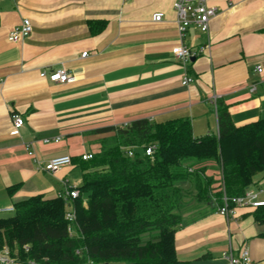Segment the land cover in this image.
Masks as SVG:
<instances>
[{
    "label": "crops",
    "instance_id": "crops-1",
    "mask_svg": "<svg viewBox=\"0 0 264 264\" xmlns=\"http://www.w3.org/2000/svg\"><path fill=\"white\" fill-rule=\"evenodd\" d=\"M174 1L0 0V204L53 198L79 186L82 154L99 152L100 140L111 134L97 128L182 118L195 136L216 134L214 94L237 125L264 118V73L254 71L264 66V0H207L218 8L209 31L192 26L184 38L197 53L186 69L189 84L171 51L181 42ZM156 12L164 13L162 21H153ZM23 17L32 32L8 41ZM90 20L105 26L92 33ZM58 68L76 80L56 83L40 75ZM12 113L25 120L17 135ZM55 137L61 139L43 142ZM60 155H70L72 164L55 173L42 168ZM251 187H264V173ZM263 215L264 207H237L229 217L209 209L176 231L177 256L188 264H229L224 253L247 244L252 264H264V222L257 218Z\"/></svg>",
    "mask_w": 264,
    "mask_h": 264
},
{
    "label": "trees",
    "instance_id": "trees-1",
    "mask_svg": "<svg viewBox=\"0 0 264 264\" xmlns=\"http://www.w3.org/2000/svg\"><path fill=\"white\" fill-rule=\"evenodd\" d=\"M88 24L92 33L105 26ZM217 116L218 132L204 136L182 118L95 129L111 134L92 158H81L76 233H68L63 197L35 195L0 216V253L9 248L15 264H188L175 250L188 201L217 211L223 194H243L264 173V118L237 125L221 102Z\"/></svg>",
    "mask_w": 264,
    "mask_h": 264
},
{
    "label": "built area",
    "instance_id": "built-area-1",
    "mask_svg": "<svg viewBox=\"0 0 264 264\" xmlns=\"http://www.w3.org/2000/svg\"><path fill=\"white\" fill-rule=\"evenodd\" d=\"M174 10L177 15L176 25L178 28L179 36L181 42L172 48V53L180 64L185 69V75L183 77L182 83L189 84L193 81V78L188 75L186 69L192 62V58L196 56V52L184 42V38L188 29L192 26L198 28L202 32H208L211 20L218 14V8L214 5H210L207 0H175L173 3ZM153 21L160 22L164 19L163 12H156L152 16ZM32 22L29 17H23L21 22L15 26L7 35V39L10 42H19L24 38L28 37L32 32ZM87 52L82 55L85 56ZM254 71L257 73H264V66L258 64L255 66ZM42 77L48 78L52 82L56 83H68L74 82L76 80L75 74L70 73L65 68H58L50 72L43 71L40 74ZM4 80L0 79V84H3ZM255 86H252L251 90H254ZM219 95L214 94L212 97V102L217 106L219 100ZM11 121L13 125L12 134H18L20 128L25 124L24 118L18 113L11 114ZM130 123L125 122L122 126L126 127ZM61 137L55 138H44V143H49L51 141L58 142ZM33 142L26 144V149L28 154L34 156ZM155 150V145L148 146L143 150L145 155L151 156ZM134 148H129L127 154L129 156H134ZM92 153H84L81 158L83 160H88L92 158ZM72 164V158L70 155H60L54 156L44 162L42 168L49 172L55 173L63 166ZM264 193V187H248L243 194L238 196H227L223 194L221 204H217V211L225 216H233L235 209L237 207H246L250 209H257L259 206H264V200L260 198V195ZM58 196L63 197L66 204L65 219L68 221V233L70 236L76 233L77 217L76 209L74 206V199L79 196L78 186H66L65 190L61 192ZM216 201L215 198H213ZM16 210L15 205L4 206L0 208V213H14ZM77 253L80 254L78 250ZM224 257L228 260L229 264H252V257L250 247L245 244L243 245L237 253L233 250H229L224 253ZM15 259L10 256L9 248L5 247L0 253V263L1 264H15Z\"/></svg>",
    "mask_w": 264,
    "mask_h": 264
},
{
    "label": "rangeland",
    "instance_id": "rangeland-1",
    "mask_svg": "<svg viewBox=\"0 0 264 264\" xmlns=\"http://www.w3.org/2000/svg\"><path fill=\"white\" fill-rule=\"evenodd\" d=\"M6 204H0V208L4 207ZM210 209V206H208L207 204L201 203V202H197L195 201H188V205L186 206V208L183 210L184 212V219L186 221L204 213L207 212ZM13 213H0V216H8L11 215ZM11 256V254H10ZM12 259H15L16 263L19 262L16 254L14 253L13 256H11Z\"/></svg>",
    "mask_w": 264,
    "mask_h": 264
},
{
    "label": "water",
    "instance_id": "water-1",
    "mask_svg": "<svg viewBox=\"0 0 264 264\" xmlns=\"http://www.w3.org/2000/svg\"><path fill=\"white\" fill-rule=\"evenodd\" d=\"M193 59V58H192Z\"/></svg>",
    "mask_w": 264,
    "mask_h": 264
}]
</instances>
